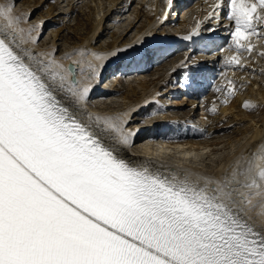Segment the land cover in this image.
Segmentation results:
<instances>
[{
	"label": "snow or ice",
	"instance_id": "snow-or-ice-1",
	"mask_svg": "<svg viewBox=\"0 0 264 264\" xmlns=\"http://www.w3.org/2000/svg\"><path fill=\"white\" fill-rule=\"evenodd\" d=\"M225 3L252 51L264 0L209 18ZM30 16L0 0V264H264V148L244 180L132 158L128 113L88 112L92 86L35 49Z\"/></svg>",
	"mask_w": 264,
	"mask_h": 264
},
{
	"label": "bare ground",
	"instance_id": "bare-ground-1",
	"mask_svg": "<svg viewBox=\"0 0 264 264\" xmlns=\"http://www.w3.org/2000/svg\"><path fill=\"white\" fill-rule=\"evenodd\" d=\"M14 1L16 2V0H9V2ZM107 1L110 6H116L119 3V0ZM142 1L145 2L146 0ZM97 4V7H100L103 3L98 0ZM151 4L152 8L150 12L147 7L146 11L142 9L145 5H142V7H140L141 9L134 8V15L132 14L129 17L132 19L134 18V20L137 19L135 21L139 23L140 18H142L141 22L143 21V23L139 26H134L136 33L130 39L128 38V40L127 38L123 39L122 35L114 33L112 41L106 45H97L96 41L104 34L102 30L103 26L105 27L104 23L107 18L111 20L113 13H110L112 7L108 6L106 8L107 10H101L102 14H98L100 15L98 16L99 18L95 19L93 16L98 12V8L96 10L95 6V8H92V13L88 15L90 18L87 17L84 20V17L80 16L82 21L78 25L82 27L83 30L80 32L81 30L79 31V26L77 25L78 29L76 27L74 36L69 40V44L73 45L74 49H67L66 52L61 51L57 55V47L54 42H51L48 47H43L38 43L34 47L37 51L54 53V58L63 63L65 67H67L69 63H73L77 66L80 72V74L78 73L79 77L84 78L85 84H90L92 86L88 101L85 105L90 112L101 116H119L128 113L127 118L129 122L126 127L132 124L134 128L130 126L129 130L136 132L133 145L130 150L128 149V154L132 158L144 157L164 161L174 167L187 170L192 174L193 178L201 177L213 181H220L225 178L232 179L235 173L237 179L244 180L245 176L240 173L248 167L249 161L253 160L255 155L259 154L260 150L264 148V143L261 145L259 144L262 139H264V81L260 79L261 75L264 77V55L261 56V52H258L259 54L256 53L260 55L261 58L259 60L262 62V64H256L254 60H251L250 56H248L249 51L240 54L235 50L226 51L227 59L232 60L233 57H236L239 61L244 59V62H247L248 66L243 70L239 68V65L235 67L234 62L231 66H226L224 68V73L221 74L218 85L222 90L218 89L216 93H213L212 99L201 108L199 105H195L194 96H192L193 98L190 103H185L184 99L168 101V97L172 92L170 89L168 90L167 71L169 68L166 69L167 65H157L158 67L155 72L152 76H149L146 72L147 66L142 70L140 69L141 72H139V65H133L134 63H131L136 61L132 59L137 55H142L143 60L149 59L150 61L159 60L165 56L159 53L156 47H152L157 46L156 43L162 40L161 37H167L168 34L165 27H158L160 29H157L160 23L156 21V16L158 14L156 5L158 6V4L155 5V2ZM30 8L31 4H27L20 9L15 8V11L23 15L29 13ZM177 8L178 7L175 6L174 10ZM189 11L190 10H188L186 14H189ZM46 12L47 13L40 16V19H36L37 21L33 24L27 21L25 27L39 24L45 19L44 16L46 14L51 15L53 13V6L49 5ZM184 13L183 16H185ZM183 19H185V17ZM180 22L184 23L181 19ZM62 23L63 29H67L68 24L64 21ZM133 24L135 23L131 25ZM108 26L106 25V30L109 29ZM42 29L43 28L37 29L33 35L39 36ZM56 32H58V30ZM54 37L55 36H53V38ZM157 37L160 39H157ZM251 37L254 39L255 43H259V38L256 35L250 36V40ZM58 38H61L60 35H58ZM262 41H264V37ZM245 43L247 45L250 41H245ZM255 43L250 44L254 47ZM131 48L133 49L129 51ZM261 48V50L264 51V46ZM152 49L156 50L153 52ZM152 52L155 56L158 55L156 57L157 59H154ZM97 56H99V58H97ZM177 59L180 60L178 62H181L183 57L171 59L170 61H175ZM197 61H202L200 64L202 66H206L209 63V60L203 62V57L191 56L189 59V62ZM117 62H121L120 66L124 63L127 64V70H131L130 73L137 76L139 75L137 78L135 77L134 82H136V85L129 82L126 83L123 88L122 84H116L113 87H111V85L105 87L101 86V78H103L106 72ZM87 66L93 68L91 74L87 71ZM234 69H236L235 72H233ZM97 72L99 73L98 75L95 74ZM246 84L249 86L247 85L246 87ZM106 87L109 88V90L113 89L110 94L122 93V106H120V108L116 106L119 109H117L118 111L115 113L110 111L106 112L105 110H107L106 108L109 106H107L105 101H100V97H105L107 93V91H105ZM237 87H239V89H237ZM100 92L103 93L100 94ZM229 95L230 98H228ZM95 98L98 99L93 100ZM246 102H250L256 106L245 107L244 105ZM186 106H189L190 110L182 112L184 114H179V109H184ZM150 107H154V110H152L150 114L156 115L159 112L158 115H161L164 121L138 125L140 120L139 117L147 111L149 112L151 109ZM167 107L173 108L176 111L173 112L176 114L171 115L170 112L172 111H170V109L168 114H166L165 109ZM199 109L202 111V120L197 124L195 123V117L198 116L197 110ZM157 119L159 120V118ZM159 123L161 124L160 126ZM190 129L191 131L189 132ZM197 129L204 132L207 135L206 137L213 134V132L219 133V131H224L223 133H225L226 130H229L230 133L225 136L216 134L218 138L213 136L214 138L201 137L196 139L193 138L192 133L193 131H197ZM151 131L160 139H146V135ZM224 137L228 138L224 139ZM235 138H239V140L243 138L244 141L239 145V148L233 155L223 156L218 160L217 165L211 166L209 163V165L206 164L203 166L199 165L195 160L196 157L194 158L193 155L194 150L200 151L203 149L206 153H208V150L214 152L217 149V147H215L216 145L226 140L228 144H232ZM177 141H181L183 144H179Z\"/></svg>",
	"mask_w": 264,
	"mask_h": 264
},
{
	"label": "rangeland",
	"instance_id": "rangeland-1",
	"mask_svg": "<svg viewBox=\"0 0 264 264\" xmlns=\"http://www.w3.org/2000/svg\"><path fill=\"white\" fill-rule=\"evenodd\" d=\"M141 1L142 0H129L128 3H125V2L121 3L119 0L118 5H116L115 8H113L112 11L110 12L111 14L113 13L111 20L110 19L108 20V18H107L105 23H104L105 27L103 26V29H102L104 34H103V36H101V38H99L96 41L98 46H100V44L106 45L107 43L112 41L114 33L115 34L117 33V35H119V34L122 35L123 39L127 38V40H128V38L130 39L131 37H133L135 35L136 30H134V28H135L134 26H136V25L139 26L141 23H143V21L141 22L142 18H140V23H139L138 21H135L137 19L134 20V18L132 19L129 16L134 13L133 10H135L134 9L135 7L137 9H139ZM149 1L150 0H146L145 2L143 1V4H141L140 7H142V5L143 6L145 5L144 6L145 9L142 8L144 11H146V7H147L146 2H149ZM97 2H98V0H93V1L92 0H77V1H75V0H72V1H70V0H16L15 8L20 9L21 7H24L27 4H31V8H30L29 13H31L32 16L30 17L29 22L34 23L35 21L38 20V18L40 19L41 15L47 13L46 11H47L49 5H52L53 6V13L51 15L46 14L44 16L45 17L44 20L46 21V25L43 24L42 28H44V29L41 30V32H40V36H39L40 39H39L38 43L40 45H43V47H46V46L48 47V45L51 42H54L56 47H57V50H59V52H60V51L66 50L67 48L70 49L71 47H73V45L69 44V40L72 39V37L74 36V32L76 31V27L78 29V26H79L78 24H80V22L82 21L80 16H83L84 20L87 17L90 18V16H88V15L90 13H92V8H95V6H96V10L98 8V10H97L98 12H96L97 14H95V16H93V17H95V19H98L99 18L98 16H100L98 14H100V13L102 14L101 10L106 9L108 6L112 7V6H110V4L108 5L107 0H100V2L103 3L102 4L103 6L101 5L100 7H97L98 6ZM102 7H104V8H102ZM117 7H118V10H116ZM117 11H119V12H117ZM115 12L117 13V15ZM63 21L68 24L67 29L66 28L63 29V27H62ZM132 23H135V24L131 25ZM106 25L107 26L109 25L108 26L109 29H107V30H106ZM167 27H168L167 30H169V32H171V30L173 31L174 26L170 25ZM57 30H58V32H56ZM82 30H83L82 27L79 26V31L82 32ZM58 35H60L61 38H58ZM53 36H55V37L53 38ZM157 39H160V38L157 37ZM129 42H131V41H129ZM152 47H156V46H152ZM167 63H168L167 60L162 62L163 65L164 64L167 65ZM147 69L149 70V72H147V74H149V76H152V74L156 70L155 68L151 69L150 66ZM135 77L137 78L138 76L127 77L126 81L121 79L120 84L124 85L123 87H125V84L129 83V82L133 83V85H136V82H134ZM260 79L264 81L263 75H261ZM118 82L119 81L117 80V77L115 75H109V77L105 80L104 85L107 86L106 84H112V83L114 85V84H117ZM246 87H247V84H246ZM228 98H230V96ZM122 100H123V97L120 94L112 95L110 98H108L106 100V102L109 103V104L107 103V106H109V107H107L106 109L110 112H113L114 110L119 109L120 106H122V103H123ZM116 106H118L119 108ZM189 110H190V107L186 106V107H184V109H181V110L179 109V111H180L179 114H181L182 112H187ZM173 111H175V110H173ZM173 111L170 113L171 115L176 114L175 113L176 111L175 112H173ZM199 112H200V109L197 110L198 116L195 117L196 119L199 120L198 123H200V121L202 120L201 117H199ZM158 114H159V112H158ZM158 114H156V117L159 116ZM182 114H184V113H182ZM141 117H142L141 118L142 121L144 119H147V121H150L152 118V116L145 117L144 114L141 115ZM195 123H197V122H195ZM130 126L134 128V125L132 126V124H131ZM231 129H233V128H231ZM223 132L224 131H221V132L216 133V134L217 135L220 134V136H225L226 134L228 135L230 133L229 130H226L225 133H223ZM216 134H215V137H217ZM202 138H207V137L205 136ZM227 138L228 137H224V139H227ZM243 141H244L243 138H242V140H239V138H237V139L235 138V139H233V143H232L233 145H232V144H228L227 143L228 141L226 140V141L222 142L221 144L216 145L215 147H217V149L214 152H212V150L209 151L207 149L208 153H209L208 154V153H206L205 150L203 151V149L200 151L194 150L193 155H194V158L196 157L195 160L197 161V163L199 165L205 166L206 164L209 165V163H210L211 166H215V165H217L218 160H220L223 156L233 155L234 152L239 148V145ZM211 166H208V167H211Z\"/></svg>",
	"mask_w": 264,
	"mask_h": 264
}]
</instances>
